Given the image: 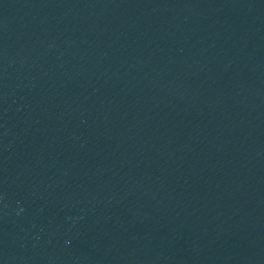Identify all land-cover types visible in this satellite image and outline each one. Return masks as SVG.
<instances>
[{
  "label": "water",
  "instance_id": "1",
  "mask_svg": "<svg viewBox=\"0 0 264 264\" xmlns=\"http://www.w3.org/2000/svg\"><path fill=\"white\" fill-rule=\"evenodd\" d=\"M0 264H264V0H0Z\"/></svg>",
  "mask_w": 264,
  "mask_h": 264
}]
</instances>
